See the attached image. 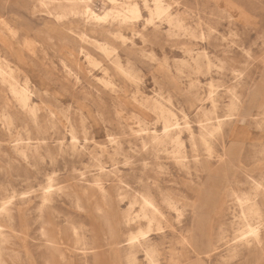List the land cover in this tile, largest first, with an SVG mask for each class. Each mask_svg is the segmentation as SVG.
Returning <instances> with one entry per match:
<instances>
[{
	"label": "rangeland",
	"instance_id": "rangeland-1",
	"mask_svg": "<svg viewBox=\"0 0 264 264\" xmlns=\"http://www.w3.org/2000/svg\"><path fill=\"white\" fill-rule=\"evenodd\" d=\"M34 1L0 0V61L7 62L19 85L28 86L30 103L35 106L31 115L0 81V113L5 106L13 119L10 131L4 120L0 121V205L6 204L14 212L10 222L0 217L4 240L8 241L0 237L3 260L12 264L7 255L15 250L22 257L21 264H125L124 240L140 225L125 227L120 219L119 206L126 208L129 198L119 205L115 188H110L116 174L125 181L123 188L130 195L151 188L159 198L161 190L181 210L180 215L166 210L168 225L162 232L149 233V241L160 252V264H264V250L229 257L224 244L215 254L198 257L185 243L187 237L194 245L216 240L224 223L230 236L233 219L229 209L222 206L219 210L214 203L217 194L221 198L230 189L249 191L248 175L258 180L264 175L262 111L255 109L253 116H246L229 109L230 90L249 76L255 83L252 92L264 101V0H165L171 4V11L181 13L196 31V37L190 39L167 35L163 24L157 31H150L149 26L147 41L142 43L124 28L126 44L118 39L108 41L117 47L122 62H134L140 86L120 79L93 43L80 41L68 26L54 25L42 13L33 16ZM102 2L90 0L89 5L101 14L108 7ZM142 15L146 16L145 10ZM79 27L91 37L106 38L96 36L94 26ZM201 28L204 38L198 33ZM186 45L193 49L192 54L204 51L211 59L209 74L176 72L178 62L187 56L181 50ZM80 46L112 74L104 75L92 66ZM111 76L115 90L103 82ZM210 79L217 86L213 95L216 115L224 119L216 137L225 136L227 155H202L203 168L191 161L188 168H181L164 153L157 157L150 148L144 149L142 128L150 129L153 120L141 100L170 94V107L179 122L183 121V110L197 133L204 113L212 111L207 86ZM191 81L196 87L189 89ZM136 99L141 103L134 102ZM133 110L146 122L135 117ZM156 126L160 129L158 123ZM72 135L76 138L74 150ZM14 138H27L37 154L23 160L10 148ZM216 150L222 153L220 147ZM99 164L105 173H100ZM48 177L53 178V186L48 201L42 203ZM200 180L203 183L198 191ZM97 182L110 189L105 198ZM137 208L135 205L132 210ZM219 213L222 226L216 220ZM71 223L81 226L88 238L89 245L80 253L74 247ZM230 238L224 241L229 244ZM135 255V264H148L143 252Z\"/></svg>",
	"mask_w": 264,
	"mask_h": 264
},
{
	"label": "bare ground",
	"instance_id": "bare-ground-1",
	"mask_svg": "<svg viewBox=\"0 0 264 264\" xmlns=\"http://www.w3.org/2000/svg\"><path fill=\"white\" fill-rule=\"evenodd\" d=\"M89 1L90 0H35L31 12L33 16L40 13L45 14L46 17L53 20L54 25L68 26L69 32L77 36L80 41L84 43H93L97 50L102 53L108 65H110V69H112L120 79L130 83L132 86H136V84L139 85L140 76L137 72V68L132 60L128 59L122 62L117 47H115L112 42L108 41L110 38L118 39L125 43L124 40L126 36L122 33V30L125 28L131 31L132 35L139 37L142 43H145L147 41L148 27L150 26V31H157L160 30L159 27L163 24L167 27L166 33L169 36H175L176 38L184 37V39L196 37V31L186 24L183 15L178 11H171V4L165 0H141L140 4L136 2V0H103L102 3H107L108 7L104 8L101 14L96 13L90 7ZM142 10L146 11L145 17L142 15ZM140 20L142 21L141 23ZM80 25L85 26L86 29H89L90 26H94V28L97 29L94 31V34H96V36L100 35L106 37L105 40H100L94 36L91 37L85 29L79 30ZM139 25H141L140 30H138L140 27ZM202 29L203 28H201L198 33L204 38L206 34ZM181 50L187 56L178 62V66L176 67V72L178 74H182L185 71L195 74L210 73L212 62L204 51L194 55L192 54L193 49L187 45L182 47ZM80 52L90 61L89 63L92 66H97L104 75L110 76L112 74L109 71L110 69L103 66L99 61L95 62L92 59V55H90L85 46H80ZM176 76L178 75L176 74ZM112 78L111 76L110 80L106 79L103 82L105 86H109L110 90H115L116 85ZM240 80H238L230 90L231 101L229 109L231 111H238L246 116L252 115V111L259 109L264 115V101L257 98V92H252L255 86L253 77L249 76L246 81ZM0 81L9 86L11 94L20 107L26 108L31 115L35 114V106L30 103L31 90H29L27 85H19L17 83L11 68L4 60H2V62L0 61ZM207 86L209 97L212 100V111L204 113V120L198 123L197 133L192 130V127L186 120L187 114L183 110H181L183 121L179 122V119L170 107V94L167 95V98L160 96L141 100L146 108L148 118L153 120V126L150 129L146 127L142 128L144 132V135L141 137L142 147L144 149L150 148L157 157H159L160 153H164L167 158L171 159L175 165L181 168H188L189 161L193 162L196 167L203 168L201 165L202 155L207 158L218 157V155L220 158L223 155H227L224 140L225 136L221 135L218 138L216 137L224 122V119L216 115L217 106L213 95L216 93L217 86L213 79H210ZM194 87H196V84L191 81L189 89ZM136 89H138V87H136ZM134 96L136 97V95ZM247 98H249V101H247ZM138 101L139 100L136 99L134 102L138 103ZM139 103L141 102L139 101ZM132 113L140 121L146 122L138 116L139 113L137 114L134 110ZM2 119L6 123L7 131H10L13 126V119L5 106L2 107L0 113L1 123ZM211 120H214V122ZM157 123L160 129H157ZM71 137L73 140L72 149L74 150L76 149L74 147L76 138L74 135ZM214 138L217 140H213ZM234 139L238 140L235 134ZM168 146H170V148H168ZM217 146L220 147L221 154L217 152ZM10 148L25 161H28L30 156H35L37 154L36 150L33 152L27 138H14ZM262 153H264V149ZM99 168L100 173H105L100 164ZM114 177L115 178L111 181L112 184L110 188H115L119 205H121L125 199L129 198L126 208L122 209V207L119 206L121 221L125 227H130L135 223L140 225L137 231L128 233L124 240L125 248L123 249V253L125 264H135L137 258L135 254L139 251L144 253V257L147 259L148 264H160L157 258V246L149 241V233L153 230L162 232L164 227L168 225L167 214L165 213L166 210L174 211L177 215L181 214V210L176 202L164 191H158L159 198H157L156 194H153L151 188H147L144 193L139 195H130L128 190L123 188L126 186L123 185L125 181L122 177L116 174H114ZM248 177L249 184H251L249 191L237 192L230 189L225 197L218 198V193L216 200H214V203L220 206L219 210L223 207L230 210L233 219L231 221L233 231L230 236L226 235L227 232L224 228L225 223L223 224V222H221V214L219 213L216 220L219 226H222V224L223 226L218 230L216 240L214 239V241L211 240L194 245L190 237L185 239V243L196 256L202 257L201 255H203L207 257L211 254H215L219 251L220 246L224 244H226V247L224 246L223 250L228 252L229 257H237L243 251L255 250L258 253L264 250V199L260 198V195L264 196V175H262L260 180L249 175ZM52 183L53 178L48 177L47 183L43 187V192L41 194L42 203L48 201L50 189L53 186ZM202 183L203 180H200L198 183V191ZM96 186L103 198L110 192V189L103 187L100 182H97ZM135 205H137L138 208L136 211H133L132 209ZM76 206L80 207L78 202H76ZM11 210L9 206H6V204L2 205L1 203L0 217L10 222L14 214ZM193 213L195 214V212ZM141 222H144V225H141ZM2 227V224H0V237L3 239L0 240L6 242L7 240H4L6 235L3 234ZM71 231L74 237L75 250H78L80 253V251H83L84 248L89 245L87 235L81 226L72 223ZM226 237H231L227 239V241L229 240V244L224 241ZM1 241L0 243L2 244L3 242ZM158 253L160 252L158 251ZM7 256L11 259L12 264L22 263V257L18 251L11 250ZM179 263L180 261H177L175 264ZM0 264H7L6 260H3L1 253Z\"/></svg>",
	"mask_w": 264,
	"mask_h": 264
}]
</instances>
